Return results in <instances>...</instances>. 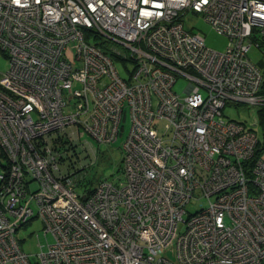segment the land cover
<instances>
[{
	"label": "built area",
	"instance_id": "built-area-1",
	"mask_svg": "<svg viewBox=\"0 0 264 264\" xmlns=\"http://www.w3.org/2000/svg\"><path fill=\"white\" fill-rule=\"evenodd\" d=\"M187 11L225 50L184 28ZM252 46L264 0H0V264H264L257 117L223 114L264 107ZM126 112L119 182L81 186L74 143L114 142ZM36 217L29 254L16 232Z\"/></svg>",
	"mask_w": 264,
	"mask_h": 264
},
{
	"label": "rangeland",
	"instance_id": "rangeland-1",
	"mask_svg": "<svg viewBox=\"0 0 264 264\" xmlns=\"http://www.w3.org/2000/svg\"><path fill=\"white\" fill-rule=\"evenodd\" d=\"M181 20L186 30L190 32H199L204 37L205 44L209 48L218 51L225 50L229 41L228 38L217 33L214 28L203 19L200 13L187 11L181 16ZM248 56L257 64L262 76H264V53L252 46L248 51ZM8 65L9 60L7 54L0 49V77L7 70ZM126 66L130 67V64L126 63ZM116 67L122 77L128 78L129 73L124 68L121 61L116 62ZM186 83V79L179 76L173 86V89L177 93L182 94ZM223 114L226 119L244 121L251 125L254 123L255 115H257L255 110L248 108L246 105L234 106L230 104H226L223 107ZM121 124L122 128L120 129L118 137L112 143H100L92 139L88 134H84L82 136V141L87 139L91 145V150H86L80 146L78 142L77 144L74 143L77 152V154L75 153L74 155L78 162H81L83 165L88 164L84 168L85 174L84 180H82L83 183L85 181L91 185H95L103 179H109L114 183L119 182V177H121L122 142L126 138L130 126V117L127 112L124 114ZM253 128L258 132L260 139L258 156L264 159V129H262L261 125L258 123V119L257 123L253 125ZM59 136L62 137L63 134L59 133ZM4 165H6V159L0 153V171ZM76 165L78 166L77 163ZM198 204L199 201L192 199L186 204L185 209L188 212H193L197 209ZM188 212L183 214L184 218L187 217ZM16 235L19 239H22L20 242L22 249L29 254L40 252L41 247L39 243H45L42 222L38 217L32 219L31 223L20 227L17 230ZM47 237L51 240L50 234H48ZM45 248L46 247L43 246V249Z\"/></svg>",
	"mask_w": 264,
	"mask_h": 264
},
{
	"label": "trees",
	"instance_id": "trees-1",
	"mask_svg": "<svg viewBox=\"0 0 264 264\" xmlns=\"http://www.w3.org/2000/svg\"><path fill=\"white\" fill-rule=\"evenodd\" d=\"M261 47H264V46H261ZM261 50H264V48H262ZM262 53H264V51H261ZM256 117L258 119V123L261 125L262 129H264V107H260L256 110ZM260 140V139H259ZM259 144H260V141L258 142L257 146H256V149H255V155H254V158L258 157V154H259ZM84 180V179H83ZM82 184H80L81 186L83 187H92L93 185H91L90 183H87L84 181H81Z\"/></svg>",
	"mask_w": 264,
	"mask_h": 264
}]
</instances>
